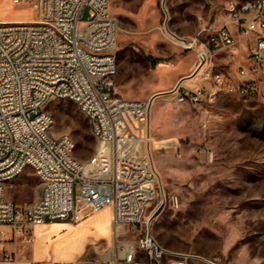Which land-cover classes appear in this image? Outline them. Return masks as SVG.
<instances>
[{
	"label": "built area",
	"instance_id": "2783aa9c",
	"mask_svg": "<svg viewBox=\"0 0 264 264\" xmlns=\"http://www.w3.org/2000/svg\"><path fill=\"white\" fill-rule=\"evenodd\" d=\"M15 1L35 4L37 18L0 21V264H80L21 261L5 244L16 234L29 240L33 227L78 224L86 210L97 213L107 207L116 241L127 229L144 231L137 244L128 242L123 248L122 260L102 264L132 263L137 250L152 263L171 257L172 264H186L184 256L150 239V220L145 217L159 188L150 144L144 141L150 136L152 103L136 104L115 93L113 50L119 22L110 14L109 0ZM85 11L88 17L83 22ZM223 17L218 30H200L190 45L171 36L187 50L200 44L198 65L186 79L201 73L208 87L187 90L181 81L164 93L170 102L202 105L224 89H236L245 99H264V0L232 2ZM239 37L252 39L244 58L236 52ZM221 53L234 70L233 78L213 62ZM48 98L71 100L81 107L98 140L92 160L99 151L105 152L102 160H109L108 174L99 167V175H87L85 164L73 156L75 141L69 135H52L55 120L46 110ZM26 168L38 178L40 194L33 204L20 207L7 199L5 190Z\"/></svg>",
	"mask_w": 264,
	"mask_h": 264
},
{
	"label": "rangeland",
	"instance_id": "374dc122",
	"mask_svg": "<svg viewBox=\"0 0 264 264\" xmlns=\"http://www.w3.org/2000/svg\"><path fill=\"white\" fill-rule=\"evenodd\" d=\"M227 1L239 0H165L164 6L163 0H109L110 14L119 22L113 50L115 93L127 101L153 98L150 136L144 141L150 144L159 188L145 219L157 242L184 256L186 264H264V99H245L225 90L202 105H179L163 97L180 78L192 75L202 50L200 44L187 50L171 36L194 39L202 29L218 30ZM32 4L0 0V21L35 20ZM87 17L85 11L82 21ZM142 54L171 71L158 76L162 68ZM213 62L234 77L223 55ZM182 69H188L187 74H181ZM196 79L208 87L201 73ZM46 110L55 120L52 135H69L75 141L73 156L85 164L86 174L99 175V167L108 174L109 160H102L105 152L99 151L92 160L98 140L76 103L53 100ZM39 189L38 178L26 168L5 192L8 200L26 207L38 199ZM109 222L110 212L104 208L78 227L57 222L60 225L39 228L36 235L32 228L31 237L41 244L42 261L79 255L80 264L88 257L102 263L122 256L127 243L137 244L144 231L130 228L117 241L112 235L108 239ZM32 251V246H25L14 254L22 258ZM173 262L165 257L160 264ZM131 264L157 263L137 250Z\"/></svg>",
	"mask_w": 264,
	"mask_h": 264
},
{
	"label": "crops",
	"instance_id": "0c3cea01",
	"mask_svg": "<svg viewBox=\"0 0 264 264\" xmlns=\"http://www.w3.org/2000/svg\"><path fill=\"white\" fill-rule=\"evenodd\" d=\"M246 0H239V1H227L225 2L226 3V6L229 5L230 3L232 2H235V3H241V2H244ZM32 7H33V10L36 12V6L35 4H32ZM114 17V16H113ZM115 18V17H114ZM34 21V20H32ZM30 21V22H32ZM1 22H28V21H25V20H22V19H14V20H9V21H1ZM222 22H224V17L222 16ZM223 24V23H222ZM251 43H252V39H246V38H238V45H237V48H236V52L237 54L241 57V58H244L245 56H247L248 54V51L250 49V46H251ZM143 57L146 59V57H150V56H145L144 54H142ZM220 55H223L225 58L226 56L224 54H220ZM152 58V57H151ZM147 60V59H146ZM148 62H150L149 60H147ZM157 61V60H156ZM153 63V62H151ZM114 64H116V59H115V56H114ZM154 64V63H153ZM154 65H157V66H160L162 69H160L157 74L158 76H162L164 73L168 72V71H171L169 69H165V65H161L159 62H157L156 64ZM226 65H230L229 64V60L226 58ZM231 66V65H230ZM232 69V68H231ZM234 71V70H233ZM188 72V69H182V72L181 74H187ZM117 76V75H116ZM187 78V77H186ZM180 78L177 83L172 87L174 88L175 86H177L181 81V87L187 89V90H196L198 89L199 87H202L203 84L202 82H197V77H194V78ZM169 90V89H168ZM163 91H167V90H163ZM164 97V96H163ZM127 101V100H125ZM131 102H134L136 104H140V105H146L147 104V101H131ZM105 209H108L109 212H110V224H109V228L107 230V236H108V239L109 237L112 235L113 239H114V234H113V229H112V212H111V209L109 207L105 208ZM98 213V212H97ZM95 215L94 212H89L86 214V218L78 223L77 225H75L74 227H78L80 226L81 224H83L84 222L88 221L89 219H92L93 216ZM52 225H60V223H53ZM41 227H45V226H36V227H33V231L36 235V232L39 228ZM34 236V235H33ZM31 239V240H30ZM29 240H25L23 239L22 237L18 236L16 234L15 236V239L14 241L12 242H7L5 244V247L8 251L12 252L14 254V250L17 249V250H21L22 248H24L25 246L27 247H33V251L31 252V254H28V255H23L22 258H17L18 260H21V261H29V262H45V261H42L43 258L40 254V247H41V244L40 242L38 241V239H36V237H31ZM25 241H29L30 243L28 245H25L24 242ZM115 247V245H114ZM10 248H13V249H10ZM107 251V250H106ZM105 251V252H106ZM15 255V254H14ZM115 255V248H114V251L112 253V258L114 257ZM16 257V256H15ZM98 257H88L86 259H83V261L81 262V264H102L101 262L99 261H94L93 260H97ZM124 258V254L122 256H120L118 259L119 260H122ZM79 259V255H76L74 257H71L70 259H53L51 262H55V263H79L77 260ZM135 260V259H134ZM134 260L132 262H134ZM122 264H131V263H122Z\"/></svg>",
	"mask_w": 264,
	"mask_h": 264
},
{
	"label": "bare ground",
	"instance_id": "6f19581e",
	"mask_svg": "<svg viewBox=\"0 0 264 264\" xmlns=\"http://www.w3.org/2000/svg\"><path fill=\"white\" fill-rule=\"evenodd\" d=\"M183 40H185L186 41V44L187 45H190L188 42L189 41H191L190 39H183ZM194 78V77H193ZM227 93L229 92V93H235L236 94V89H224ZM164 97H167V96H164ZM168 98V97H167ZM256 98H258V97H254V96H247V99H256ZM53 100H59V99H55V98H48V100H47V105L51 102V101H53ZM79 109H80V111L83 113V111L81 110V107H79ZM84 114V113H83ZM150 233V232H149ZM150 239H155L153 236H152V234L150 233ZM155 243H156V245H158V246H161L158 242H157V240L155 239Z\"/></svg>",
	"mask_w": 264,
	"mask_h": 264
},
{
	"label": "trees",
	"instance_id": "16d2710c",
	"mask_svg": "<svg viewBox=\"0 0 264 264\" xmlns=\"http://www.w3.org/2000/svg\"><path fill=\"white\" fill-rule=\"evenodd\" d=\"M147 60H149L150 62H153L154 64L157 63V61L151 57H146Z\"/></svg>",
	"mask_w": 264,
	"mask_h": 264
},
{
	"label": "water",
	"instance_id": "95a60500",
	"mask_svg": "<svg viewBox=\"0 0 264 264\" xmlns=\"http://www.w3.org/2000/svg\"><path fill=\"white\" fill-rule=\"evenodd\" d=\"M164 2H165V0H163V6H164ZM152 101H153V98L149 101V103L151 104Z\"/></svg>",
	"mask_w": 264,
	"mask_h": 264
}]
</instances>
